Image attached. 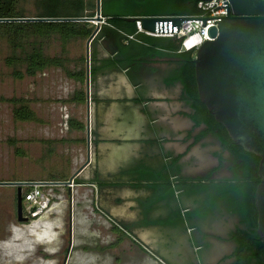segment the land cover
<instances>
[{
  "label": "crops",
  "instance_id": "crops-1",
  "mask_svg": "<svg viewBox=\"0 0 264 264\" xmlns=\"http://www.w3.org/2000/svg\"><path fill=\"white\" fill-rule=\"evenodd\" d=\"M139 34L143 33L137 31L129 37L140 49L147 43L139 39ZM142 49L136 54L137 65L147 62V49ZM102 50L95 44L92 54H98L101 70L91 74L90 64V85L87 70L83 69V80H78L69 77L62 68L52 67L81 84L70 101L85 109L83 117L65 123L67 135L55 141L60 152L67 151L71 174L43 181H70L73 177L76 180L71 186L42 187L51 198L50 205L37 217H29L27 211L30 221L19 224L34 237L0 240V254L14 258L11 263L21 264L31 256L33 264H174L168 259L167 241L182 236H170L164 227L172 223L171 219L175 225L176 211L186 206L177 188L172 196L162 197L156 188L160 181L151 174L166 175L170 171L174 180L176 173L168 166L173 158L176 166L179 163L174 154L178 153L179 144L167 139L161 127L156 126L159 119L147 104V80L129 77L126 72L113 78L110 74L114 67L123 70L126 66L106 67L103 62L114 58L113 52L104 47L102 55ZM98 80L104 83V89L97 88ZM156 193L165 202L154 210L152 199ZM87 197L90 201H86ZM81 220L84 234L75 237ZM20 226L14 225L15 235L19 234ZM14 228L10 227L9 236L15 233ZM21 239L26 243L22 249L18 244ZM13 248L22 254H15ZM21 258L24 260L20 261Z\"/></svg>",
  "mask_w": 264,
  "mask_h": 264
},
{
  "label": "flooded vegetation",
  "instance_id": "flooded-vegetation-1",
  "mask_svg": "<svg viewBox=\"0 0 264 264\" xmlns=\"http://www.w3.org/2000/svg\"><path fill=\"white\" fill-rule=\"evenodd\" d=\"M113 1L124 8L123 12L150 9L139 2H133L132 7L133 0ZM152 4L154 9H163L160 3ZM102 45L113 52L114 58L120 57V51L113 50L117 47L115 36L103 38ZM195 55L196 52L194 58ZM184 61L182 56L155 54L148 56L143 65L132 62L123 69L129 77L147 80V104L159 119L156 126L161 127L167 139L179 144L178 153H174L179 163L176 166L173 158L168 166L176 173L174 180L170 171L165 174L179 187L182 204L186 207L176 211L175 225L172 219L171 224H165L170 236H182L168 239V259L174 264H242L241 241L258 231V227L251 225L254 215L250 209L241 208L247 197L252 198L254 194L255 198L254 187L259 184L252 171L254 162L247 161L248 154L237 152V143L228 141L209 115L199 114L195 97L178 78ZM75 180L73 177L72 181ZM64 182L71 186L70 181ZM49 183L59 186L54 181ZM237 201L240 204H236ZM163 202L165 198L156 193L152 199L154 210Z\"/></svg>",
  "mask_w": 264,
  "mask_h": 264
},
{
  "label": "trees",
  "instance_id": "trees-1",
  "mask_svg": "<svg viewBox=\"0 0 264 264\" xmlns=\"http://www.w3.org/2000/svg\"><path fill=\"white\" fill-rule=\"evenodd\" d=\"M25 0H0V54H4V64L11 69V76L15 79L22 80L25 77H34L39 72L52 67L62 68L69 77H74L78 80H83L85 71L71 70L66 62L65 57L59 55H50L47 53L48 39L53 35L63 42V51L66 50V45L79 38H89L95 31L96 26H89L88 21H18V20H2L26 17L25 9L22 3ZM37 1V0H36ZM199 0H133L130 4L133 7V2L142 3L150 7L148 11L134 12L121 11L124 8L118 7L113 0H105L106 9L102 13L105 16V25L101 27L95 37L94 42H98L101 38L113 35L116 37L117 48L120 51L119 58H109L103 62L106 67H113L117 64L128 66L137 58L138 51L142 48L147 49V57L155 54H170L182 56L185 58L184 67L179 71L178 78H180L192 96L195 97L196 107L199 114L209 115L210 119L222 129L224 137L228 141H233L227 129L219 123L215 117L209 112L207 106L200 100L199 92L196 83V72L194 63L195 51H181V40L177 37H151L146 34H139L138 37L143 42L147 43L145 46H139L129 36H133L138 31L137 25L134 22H128L127 16H144V15H197L200 13L198 8ZM152 3H160L163 9H154ZM39 4V3H38ZM42 4L46 8L52 10L45 13H38L36 17L44 18H67V17H93L96 15L95 9L97 5L94 0H42ZM61 6L71 7L74 12L62 14L57 12V8ZM130 7V8H132ZM86 10H89L87 13ZM100 59L98 54H93L91 58V74L100 72ZM13 105V112L16 120L20 121H35L41 122L42 119L37 115L36 111L32 109L27 99L25 98H10L7 99ZM236 150L241 153L248 154L247 161L254 165L252 171L256 174L258 183L261 179L258 177V168L260 157L254 153L246 151L241 145L236 144ZM251 160V161H250ZM151 177L159 180L156 188L161 193V196L173 195L175 188L170 176L163 174H151ZM259 184L254 187L257 190ZM31 189L29 187L26 193ZM189 192V191H188ZM256 192V191H255ZM254 192V193H255ZM160 196V197H161ZM256 196V194H255ZM236 204H240L237 201ZM242 210H249L252 215L251 225L258 227V210L254 194L247 197ZM258 231L254 234L244 237L241 241L244 252L241 256L240 262L242 264H264V242L259 239Z\"/></svg>",
  "mask_w": 264,
  "mask_h": 264
},
{
  "label": "water",
  "instance_id": "water-1",
  "mask_svg": "<svg viewBox=\"0 0 264 264\" xmlns=\"http://www.w3.org/2000/svg\"><path fill=\"white\" fill-rule=\"evenodd\" d=\"M224 3H228L224 0ZM224 17H147L127 16L128 22H142L143 27L155 32H177L187 20L222 18L212 27L207 40L196 51L194 58L196 83L200 100L209 112L228 131L234 142L260 157L258 173L261 179L256 190L259 239L264 242V0H230ZM105 16L98 0L93 17H22L2 20L18 21H97L87 43V75L90 85L91 42L101 29ZM72 179L70 180V183ZM36 182H0V186L16 188L19 222L27 223L24 186ZM67 182L54 184L64 186Z\"/></svg>",
  "mask_w": 264,
  "mask_h": 264
},
{
  "label": "rangeland",
  "instance_id": "rangeland-1",
  "mask_svg": "<svg viewBox=\"0 0 264 264\" xmlns=\"http://www.w3.org/2000/svg\"><path fill=\"white\" fill-rule=\"evenodd\" d=\"M94 1L97 5L98 0ZM22 6L25 9L26 17L30 18L36 17L35 15L38 13L52 10L50 7L46 8L42 4V0H25ZM105 9V0H101L102 13ZM56 10L62 14L74 12L73 8L66 6L58 7ZM86 12L88 13L89 10ZM88 22L89 26H97V21ZM100 25L103 28L105 23ZM98 35L101 34H97V37H99ZM102 39L91 43V56L93 47H95L94 44L99 46V49H103L101 52L102 55L104 54ZM48 43L46 50L48 54L65 57L67 66L74 71L78 69L87 70L88 38L70 41L66 45L65 51L62 47L63 42L57 35L48 39ZM3 57L4 54H0V182H39L51 178V176H57V178L69 176L71 171L70 166L67 165V151L63 149L60 152V146L55 141L61 135H67L66 130H64L65 123L71 118L83 117L85 107L70 101L75 91L81 88V84L68 78L61 69L57 68L46 69L34 77H25L22 80L15 79L11 76V69L4 64ZM124 73L122 69L117 68L110 76L113 78L118 76L119 78ZM96 85L98 89H104L105 86L100 80L97 81ZM14 97L27 99L29 106L36 111L42 121L16 120L13 105L7 101V99ZM73 184L70 183L69 185ZM89 197L86 201H90ZM16 201V187L0 186V240L3 237H24L26 239H28L27 237H34L28 228H22L19 225L23 222H19L17 219ZM28 206L29 204L26 203L25 207L28 208ZM92 221L94 223V218ZM81 223H83L82 220L77 226L75 237H82L84 234V227L81 226ZM14 225L20 226L21 230L18 231V235H15ZM11 226H13L15 233L9 236ZM22 239L18 242L20 249L26 245V243H22ZM14 249L15 254H22L17 248L11 250ZM31 258V256H27L25 258L27 260L21 264H33L34 260ZM12 259L14 258L7 259L3 254H0V264H20L11 263ZM23 260L21 258L20 261Z\"/></svg>",
  "mask_w": 264,
  "mask_h": 264
},
{
  "label": "built area",
  "instance_id": "built-area-1",
  "mask_svg": "<svg viewBox=\"0 0 264 264\" xmlns=\"http://www.w3.org/2000/svg\"><path fill=\"white\" fill-rule=\"evenodd\" d=\"M228 3H224V0H199L198 8L200 13L197 15H147V17H224L227 16ZM228 5V6H225ZM222 18L206 19V24L203 19H191L183 23L177 32H155L143 27L142 22L138 20L136 22L138 32L146 34L151 37H177L181 40V51H197L205 41L212 40L209 35V31L212 27H218L219 21ZM105 23V18L103 20ZM133 37V36H131ZM49 182L39 181L35 184L29 185L31 189L26 193L24 191V208L25 212L28 211L30 217H37L42 214L50 205L51 198L42 190L43 186L49 185ZM28 203V208L25 204Z\"/></svg>",
  "mask_w": 264,
  "mask_h": 264
}]
</instances>
